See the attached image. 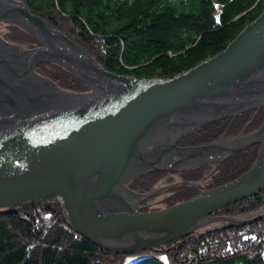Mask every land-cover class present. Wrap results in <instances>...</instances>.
I'll use <instances>...</instances> for the list:
<instances>
[{
	"label": "water",
	"instance_id": "water-1",
	"mask_svg": "<svg viewBox=\"0 0 264 264\" xmlns=\"http://www.w3.org/2000/svg\"><path fill=\"white\" fill-rule=\"evenodd\" d=\"M0 21L39 44L24 48L0 38V211L55 202L78 234L114 254L152 250L211 222L264 218L213 216L264 190V120L226 143L177 145L205 125L264 106V10L216 55L152 79L105 70L20 1L0 0ZM41 63L62 66L90 90L59 88L36 72ZM254 144L253 164L227 183L154 211L130 202L139 194L124 186L128 180L220 161Z\"/></svg>",
	"mask_w": 264,
	"mask_h": 264
},
{
	"label": "trees",
	"instance_id": "trees-1",
	"mask_svg": "<svg viewBox=\"0 0 264 264\" xmlns=\"http://www.w3.org/2000/svg\"><path fill=\"white\" fill-rule=\"evenodd\" d=\"M20 1L29 12L49 21L81 46L105 70L137 79L171 78L194 67L223 50L264 10V0ZM11 30L13 35L6 40L28 47L39 45L28 34L14 27ZM36 71L63 90H90L56 64H40ZM263 119L261 106L205 125L177 145L192 147L248 134ZM258 146L254 144L215 164L209 186H220L247 171ZM205 168L201 165L192 170H199L201 179ZM163 174L146 173L128 187L143 193ZM183 183L174 190L168 206L197 195L196 189ZM263 206L264 190L218 212L245 215ZM158 209L144 206L141 210ZM0 264H264V220L194 231L152 250L114 254L78 234L59 204L26 203L11 212L0 211Z\"/></svg>",
	"mask_w": 264,
	"mask_h": 264
},
{
	"label": "rangeland",
	"instance_id": "rangeland-1",
	"mask_svg": "<svg viewBox=\"0 0 264 264\" xmlns=\"http://www.w3.org/2000/svg\"><path fill=\"white\" fill-rule=\"evenodd\" d=\"M17 1H20V0H17ZM22 2V1H20ZM11 27H14L16 28L17 30H20L22 31L23 33H26L28 34L29 36H31L29 33H27L25 30L21 29L20 27H17L15 25H12V24H9V23H5V22H2L0 21V38L9 42V43H12V44H16V45H19L20 47H24V48H32V47H28V46H24V45H21V44H18V43H15V42H11L9 40H6V38L10 35H13V30H11ZM32 38H34L33 36H31ZM35 39V38H34ZM36 40V39H35ZM37 41V40H36ZM38 43V41H37ZM77 44V43H76ZM39 46V45H37ZM37 46H33V47H37ZM87 52V51H86ZM88 53V52H87ZM89 54V53H88ZM90 55V54H89ZM91 56V55H90ZM92 57V56H91ZM41 64H49V63H41ZM52 64H55V63H52ZM40 65V64H39ZM38 65V66H39ZM58 65V64H56ZM37 66V67H38ZM59 66V65H58ZM36 67V69H37ZM61 68H63L62 66H60ZM64 70H66L65 68H63ZM67 71V70H66ZM37 72V71H36ZM69 72V71H68ZM38 73V72H37ZM70 73V72H69ZM71 74V73H70ZM41 75V74H40ZM73 75V74H71ZM43 76V75H42ZM74 76V75H73ZM45 77V76H44ZM76 78V76H74ZM48 78V77H47ZM78 79V78H76ZM79 80V79H78ZM60 88V87H59ZM67 91V90H66ZM71 92V91H70ZM87 92V91H85ZM260 107H258L257 109H259ZM257 109H253V110H257ZM252 111V110H250ZM243 114V113H242ZM264 120V119H263ZM263 120L261 121V124L263 122ZM223 121V120H222ZM260 124V125H261ZM260 125L258 126V128L260 127ZM257 128V129H258ZM200 129V128H199ZM256 129V130H257ZM198 130V129H197ZM255 131V130H254ZM252 131V132H254ZM250 132V133H252ZM248 133V134H250ZM248 134H242V135H238L236 137H233V138H230V139H225L224 137H221V139L223 138V143H226L228 141H232L236 138H240V137H243V136H246ZM221 139H219L218 141H220ZM217 141V142H218ZM215 143V142H214ZM199 146V145H197ZM192 147H195V146H192ZM259 148V146H258ZM244 150V149H243ZM242 151V150H241ZM240 152V151H239ZM238 153V152H237ZM257 155V154H256ZM230 157V156H229ZM227 157V158H229ZM225 158V159H227ZM225 159H221L220 161H215V162H204V163H196L194 165H189V166H180V167H177L176 169L172 170V171H152V172H148L147 174L149 173H153V172H160V173H166V174H163L161 175L160 178H157V180H155L153 186L151 187L150 190L148 191H144L143 193H139V192H136L137 194H139L138 198H135V197H132L130 196L129 199H130V202L132 205H135L136 203H138V206L140 207V209H142L144 206H148V207H152V208H159V209H162V208H168L170 206H168L167 204H169L170 202H172L171 198L172 196L175 195V192L174 190H176V188H179L180 186L182 185H185L183 182H187V186L189 187H192L193 189H196L197 190V195L199 193V191H204V190H209V189H212L209 185H210V179H211V175L213 174V171H214V165L217 164L218 162H221ZM170 159L167 158V156H165L163 158V163L169 161ZM207 161V160H206ZM254 162V161H253ZM253 164V163H252ZM165 165V164H164ZM201 165H205L206 168L205 170H203L202 172H200V175L201 176V179L200 177H198V174H199V170L198 167H200ZM196 169L195 170H192V169ZM249 169V168H248ZM143 176V175H141ZM140 177V176H139ZM198 177V179L196 178ZM239 177V176H238ZM138 178V177H136ZM134 178V179H136ZM186 178H190V180H187ZM134 179H131V180H128L126 183H124V186L127 187L128 189H130L128 187V185L130 184L131 181H133ZM197 179V180H196ZM202 185V187L200 186ZM214 188V187H213ZM131 190V189H130ZM133 191V190H132ZM177 194V193H176ZM195 197V196H194ZM176 198V197H175ZM193 198V197H192ZM175 200V199H174ZM185 201V200H184ZM179 202H182V201H179ZM179 202H176V203H179ZM175 203V204H176ZM170 205V204H169ZM174 205V204H173ZM172 206V205H171ZM142 211V210H141ZM144 212H147V211H144ZM264 213V206L261 207L260 209H258L257 211H254V212H251V213H248V214H245V215H233V214H228V213H216V214H213V216H225V217H233V218H238V219H251L255 216H258L260 214H263ZM64 214V213H63ZM259 220H264V218L262 219H259ZM259 220H256V221H259ZM255 222V221H253ZM253 222H250V223H253ZM250 223H247V224H250ZM229 225H246V224H236V223H232V222H227V221H216V222H211V223H208L206 225H204L203 227L197 229L195 232H203L205 230H209V229H216V228H221V227H227Z\"/></svg>",
	"mask_w": 264,
	"mask_h": 264
},
{
	"label": "bare ground",
	"instance_id": "bare-ground-1",
	"mask_svg": "<svg viewBox=\"0 0 264 264\" xmlns=\"http://www.w3.org/2000/svg\"><path fill=\"white\" fill-rule=\"evenodd\" d=\"M44 90L50 93L55 92V88L51 85H46Z\"/></svg>",
	"mask_w": 264,
	"mask_h": 264
}]
</instances>
